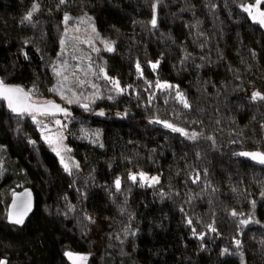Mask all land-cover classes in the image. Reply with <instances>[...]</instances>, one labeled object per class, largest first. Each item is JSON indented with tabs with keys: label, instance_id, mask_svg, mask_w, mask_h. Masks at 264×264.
<instances>
[{
	"label": "trees",
	"instance_id": "1",
	"mask_svg": "<svg viewBox=\"0 0 264 264\" xmlns=\"http://www.w3.org/2000/svg\"><path fill=\"white\" fill-rule=\"evenodd\" d=\"M261 12L264 0H0V79L33 100L56 99L65 17L112 46L91 52L99 97L66 106L68 165L42 132L56 118L0 101V261L264 264V168L235 156L264 153ZM95 125L94 142L82 129ZM140 172L159 182L130 179ZM15 177L36 197L22 226L5 219Z\"/></svg>",
	"mask_w": 264,
	"mask_h": 264
},
{
	"label": "rangeland",
	"instance_id": "2",
	"mask_svg": "<svg viewBox=\"0 0 264 264\" xmlns=\"http://www.w3.org/2000/svg\"><path fill=\"white\" fill-rule=\"evenodd\" d=\"M65 34L61 39L60 54L57 66L58 84L56 101L69 107L74 103H79L83 106H88L94 99L99 97L100 86L98 85L99 75H96L94 67L90 64L92 51L99 48L107 49L106 45H110L109 41L104 36L99 35L91 20L85 18L68 17L66 20ZM112 48V46H111ZM163 85L170 86L171 82H161ZM114 93L122 92L121 86L115 84ZM36 102H45V100H37ZM98 111V110H96ZM65 117L56 118L54 121L40 119L42 132L45 135V141L49 147L62 157L65 165L70 164V152L67 141H65L64 128L67 126ZM67 118V117H66ZM57 121L59 123H57ZM82 135L95 142L99 136L101 129L99 125L87 126L82 129ZM0 166L4 167V162H0ZM4 170V169H3ZM141 174L147 179H141ZM140 182L152 186L159 182V175L140 172L133 174ZM152 177H157L158 182H153ZM25 183L21 177H15L10 184L3 187L4 196L12 195L17 189ZM71 255H68V254ZM67 256L71 261L76 260L79 254L68 251ZM1 261H4L3 259ZM5 262V261H4Z\"/></svg>",
	"mask_w": 264,
	"mask_h": 264
},
{
	"label": "water",
	"instance_id": "3",
	"mask_svg": "<svg viewBox=\"0 0 264 264\" xmlns=\"http://www.w3.org/2000/svg\"><path fill=\"white\" fill-rule=\"evenodd\" d=\"M0 83L3 84L4 87L8 88H19L23 90V93H27V99H25L23 96L20 97L19 99V104L18 107L26 108V111H21L19 113L17 112H12L9 107H8V101L2 97H0V101L5 104V107L7 110L12 113L13 115H44L48 117H54V118H61L63 116H68L71 113V109L67 108L65 105L62 103H59L58 101L55 100H50L47 102H36L33 99L30 98V93L27 92L25 89H23L21 86L18 84H12L9 82H3L2 79H0ZM50 104L58 105L62 111H58L56 108L50 107ZM101 113H103L101 115ZM105 112H95L93 115V118L96 119H105ZM240 153H257L260 155H264L263 152L258 151V150H241L238 151V153L235 155L237 158H241L242 160H245L247 162H250L252 165L259 167V168H264V164L259 163V158L253 159L251 156H242ZM35 204H36V197L33 191V188L31 187H25L21 189V191H16L10 196V201L9 204L6 208V216L5 219L9 224H13L16 226H22L25 224L27 221H29L30 217L33 215L35 211ZM23 215V224H16L13 222L15 218H17L18 215L24 214ZM10 214H11V219H10Z\"/></svg>",
	"mask_w": 264,
	"mask_h": 264
},
{
	"label": "snow or ice",
	"instance_id": "4",
	"mask_svg": "<svg viewBox=\"0 0 264 264\" xmlns=\"http://www.w3.org/2000/svg\"><path fill=\"white\" fill-rule=\"evenodd\" d=\"M61 3H63V0H61ZM35 10H36V8L34 6L32 11L34 12ZM245 11H248V9H245ZM260 15L261 16H264V12H261ZM31 17H32V12H29L24 17V19L26 21H30L31 20ZM65 19L67 20L68 18L65 17ZM151 23H152V26L155 27V25H156L155 16L153 17V20H152ZM260 23L261 24H264V20H261ZM106 47L108 48L109 51L112 50V48H111L110 45H106ZM156 66H157L156 64H153L152 65V67L154 69L156 68ZM137 68L139 70V65L137 66ZM157 86L158 87H167V85H157ZM21 96H23L25 99H27L28 94L27 93H23V90L22 89L4 87L3 84L0 83V97L6 99L8 101V107H9V109L12 112L19 113L21 111H26L27 110L26 108L18 107L19 99H20ZM177 96L181 100V102L184 104V107L185 108L189 107V105L187 104V102L184 101V98H183L182 94L177 93ZM252 99L253 100H256V99H264V96H260L259 93H253ZM49 106L50 107H53V108H56L58 111H62V109H60L58 105L50 104ZM102 114L103 113H101V115ZM157 122L159 123V121H157ZM57 123H59V122L57 121ZM164 126L165 127H168V128H171L172 131H174V132H181V134H185V133H183V130L182 129L173 127L171 124H168L167 122L164 123ZM192 138L195 139V134H192ZM240 155H242V156H251L253 159L259 158V163L264 164V155H260V154H257V153H240ZM62 163H63V161H62ZM65 170L66 171L68 170L67 166H65ZM140 178L141 179H147L146 177L143 176V174H141V177ZM130 179H132L133 181H135L137 179V177L136 176H131ZM151 179H152L153 182H158V178L157 177H152ZM115 183H116L117 188H119V186H120L119 179H117V181ZM25 214L26 213L21 214V215H18L17 218H15L13 220V222L16 223V224H23V222H24L23 215H25ZM233 215L235 216L236 213L234 212ZM10 219H11V214H10ZM241 223H247V221H242ZM68 255H71V254L69 253ZM79 259H86V258L85 257H80ZM0 264H5V262L4 261H0Z\"/></svg>",
	"mask_w": 264,
	"mask_h": 264
}]
</instances>
